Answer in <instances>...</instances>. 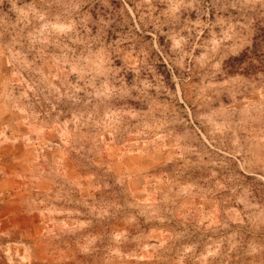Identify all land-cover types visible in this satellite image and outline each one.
Returning a JSON list of instances; mask_svg holds the SVG:
<instances>
[{
  "label": "rangeland",
  "instance_id": "obj_1",
  "mask_svg": "<svg viewBox=\"0 0 264 264\" xmlns=\"http://www.w3.org/2000/svg\"><path fill=\"white\" fill-rule=\"evenodd\" d=\"M264 0H0V264H264Z\"/></svg>",
  "mask_w": 264,
  "mask_h": 264
},
{
  "label": "trees",
  "instance_id": "obj_2",
  "mask_svg": "<svg viewBox=\"0 0 264 264\" xmlns=\"http://www.w3.org/2000/svg\"><path fill=\"white\" fill-rule=\"evenodd\" d=\"M229 71H242L251 74L256 70L264 73V26L253 37L251 45L227 61Z\"/></svg>",
  "mask_w": 264,
  "mask_h": 264
}]
</instances>
